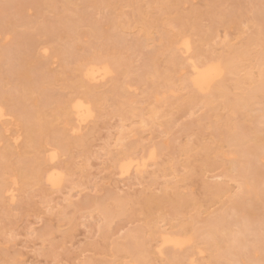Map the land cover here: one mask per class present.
<instances>
[{
	"label": "rangeland",
	"instance_id": "374dc122",
	"mask_svg": "<svg viewBox=\"0 0 264 264\" xmlns=\"http://www.w3.org/2000/svg\"><path fill=\"white\" fill-rule=\"evenodd\" d=\"M0 264H264V0H0Z\"/></svg>",
	"mask_w": 264,
	"mask_h": 264
},
{
	"label": "bare ground",
	"instance_id": "6f19581e",
	"mask_svg": "<svg viewBox=\"0 0 264 264\" xmlns=\"http://www.w3.org/2000/svg\"><path fill=\"white\" fill-rule=\"evenodd\" d=\"M185 47H186V50H188L189 46L187 44H185ZM107 74H108L107 67H102V68L90 67L86 69L85 71V76L87 77V79L93 80V81L103 79ZM220 74H221V69L218 66V64L215 61H209L208 63L204 65L201 64V67L194 65L191 81H192V84L196 86L197 88L201 90H205L210 86V84L217 77H219ZM72 111L75 114V119L79 123L83 122L90 115L88 106L85 105L84 102H81V101H77L73 104ZM131 164H132V160L122 164L121 171L127 172ZM134 165H136V163ZM140 165H138V167H140ZM144 165L145 164H142L141 166L144 167ZM138 170H140V168ZM48 180L51 181L52 183H56V181L58 180L57 175H55V173H50L48 176ZM172 236L173 235L164 236L162 239V244H171L173 246H181L184 243V240H182L180 237L178 238L176 236L175 237H172Z\"/></svg>",
	"mask_w": 264,
	"mask_h": 264
}]
</instances>
